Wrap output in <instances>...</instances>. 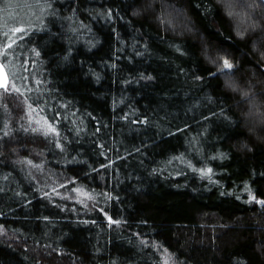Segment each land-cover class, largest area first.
Segmentation results:
<instances>
[{
  "label": "trees",
  "instance_id": "obj_1",
  "mask_svg": "<svg viewBox=\"0 0 264 264\" xmlns=\"http://www.w3.org/2000/svg\"><path fill=\"white\" fill-rule=\"evenodd\" d=\"M28 2L0 0V264H264V0Z\"/></svg>",
  "mask_w": 264,
  "mask_h": 264
},
{
  "label": "water",
  "instance_id": "obj_2",
  "mask_svg": "<svg viewBox=\"0 0 264 264\" xmlns=\"http://www.w3.org/2000/svg\"><path fill=\"white\" fill-rule=\"evenodd\" d=\"M9 81H10V75L8 69L5 66V64L2 61H0V89L6 88Z\"/></svg>",
  "mask_w": 264,
  "mask_h": 264
},
{
  "label": "rangeland",
  "instance_id": "obj_3",
  "mask_svg": "<svg viewBox=\"0 0 264 264\" xmlns=\"http://www.w3.org/2000/svg\"><path fill=\"white\" fill-rule=\"evenodd\" d=\"M32 1H36L37 2V0H30V2H32ZM22 2H25V3H22ZM27 3H29L28 0H6V5H8V6H17L18 8L20 7V5L27 4ZM233 7L235 9V6L234 5H233ZM15 10H17V8L14 9V10H12V12H11V15L14 16V17L18 13Z\"/></svg>",
  "mask_w": 264,
  "mask_h": 264
},
{
  "label": "snow or ice",
  "instance_id": "obj_4",
  "mask_svg": "<svg viewBox=\"0 0 264 264\" xmlns=\"http://www.w3.org/2000/svg\"><path fill=\"white\" fill-rule=\"evenodd\" d=\"M223 65H224L225 70L230 69L232 67L231 63H229V61L226 59L223 61ZM208 171H211V170L209 169ZM0 232H2V229H0Z\"/></svg>",
  "mask_w": 264,
  "mask_h": 264
}]
</instances>
